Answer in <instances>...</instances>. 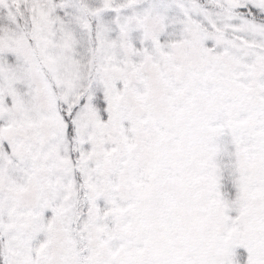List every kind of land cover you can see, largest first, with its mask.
<instances>
[{"label": "snow or ice", "instance_id": "6c2138e0", "mask_svg": "<svg viewBox=\"0 0 264 264\" xmlns=\"http://www.w3.org/2000/svg\"><path fill=\"white\" fill-rule=\"evenodd\" d=\"M0 264H264V0H0Z\"/></svg>", "mask_w": 264, "mask_h": 264}]
</instances>
